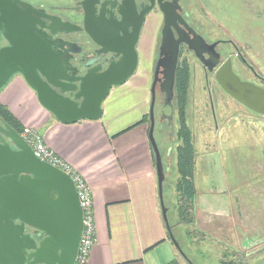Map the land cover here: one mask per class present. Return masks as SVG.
Returning <instances> with one entry per match:
<instances>
[{
    "label": "water",
    "instance_id": "1",
    "mask_svg": "<svg viewBox=\"0 0 264 264\" xmlns=\"http://www.w3.org/2000/svg\"><path fill=\"white\" fill-rule=\"evenodd\" d=\"M164 10L166 22L161 56L165 57H161L159 63L165 67L162 89L170 100L174 95L182 38L176 39L171 29L177 18L175 7L171 5ZM35 12L29 3L0 0V93L19 73L36 92L40 104L60 122L75 123L101 118L102 105L111 88L126 82L138 67L136 39L131 44V58L120 78L72 79L52 75L53 71H67L71 66L69 61L54 53L52 42L37 26L39 20L34 17ZM61 26V29H68L65 23ZM2 38L9 44L2 46ZM191 47L196 48L195 45ZM217 63L218 60L208 64L209 68ZM216 78L232 97L264 114V87L242 80L234 72L231 61L218 69ZM152 92L149 136L156 156L160 203L171 239L184 254L169 224L164 200L166 173L154 134L155 83ZM17 219L21 222L16 223ZM25 224L39 230V236H45L37 242L25 233ZM83 226V209L73 178L38 157L9 123L0 124V264H75Z\"/></svg>",
    "mask_w": 264,
    "mask_h": 264
},
{
    "label": "flooded vegetation",
    "instance_id": "2",
    "mask_svg": "<svg viewBox=\"0 0 264 264\" xmlns=\"http://www.w3.org/2000/svg\"><path fill=\"white\" fill-rule=\"evenodd\" d=\"M18 1L32 5L36 10L34 17L39 20L37 26L46 33L47 38L52 42L54 53L64 61H69L71 66L69 70H50L53 71L52 75H64L72 79L104 80L120 78L126 70L128 59L131 58V44L136 39L135 49L138 55V67L132 77L136 75L137 70L140 68L150 70L151 99L149 110L145 114L149 127L153 101L152 89L155 83L154 134L160 146L166 172L172 170L173 161L176 159L173 150L181 140L178 137L180 127L177 125L180 115V112L178 114L177 111H179L180 103H178L175 86L173 98L170 100H168L166 92L162 89V83L165 80V67L159 61L161 57H165V55L161 56L163 29L166 22L164 7H170L171 5L175 7L177 18L175 23L171 25V29L176 39L182 38L176 76L182 65L187 68L190 74V82L197 69L203 70L208 83L210 82V76L213 77L221 89L235 99L224 90L216 78L218 69L224 63L231 61L234 72L242 80L264 87V76L257 69L255 52L251 50V46L256 48V42L262 39V17L259 13L255 14V12H252V16H249L260 37L255 34L246 40L242 37L243 42L237 41L232 37L231 21L236 20L238 22L237 20L241 19V15H245L242 12H246V10L243 9L241 12L238 9L239 6L236 5L235 8L234 4L230 2H226L223 10L225 22L228 26L220 29L221 27L216 25L194 0ZM60 23L67 24L68 29H61ZM234 32L239 36L240 33L242 36H247L249 29L244 30V32L234 29ZM253 38L255 42L252 41ZM8 44L7 40L2 38L1 45ZM191 44L195 45L196 48H192ZM216 60H218V63L210 69L208 64H214ZM18 76L22 77L21 74L16 73L10 82ZM41 76L45 79L43 74ZM188 94H190V86ZM211 96L212 92L210 91ZM241 104L249 108L245 104ZM212 110L213 116L216 118L213 105ZM250 110L256 114L264 115L252 109ZM176 115L178 118L177 124L174 123ZM4 122L7 121L0 115V124ZM164 142L167 147L162 150L161 143ZM12 146L16 148L14 145ZM15 222L20 223L21 221L17 219ZM25 233L30 234L37 242L45 236L44 234L39 236L41 232L28 224H25Z\"/></svg>",
    "mask_w": 264,
    "mask_h": 264
},
{
    "label": "crops",
    "instance_id": "3",
    "mask_svg": "<svg viewBox=\"0 0 264 264\" xmlns=\"http://www.w3.org/2000/svg\"><path fill=\"white\" fill-rule=\"evenodd\" d=\"M133 77L125 83L128 93L121 92L128 97L125 111L105 109L97 120L75 123L60 122L20 76L0 93L22 125L38 129L88 183L97 227L88 264H170L178 258L163 218L149 123H138L149 110L150 77ZM196 189L195 213L230 215L226 189ZM263 252L242 254L237 264H264Z\"/></svg>",
    "mask_w": 264,
    "mask_h": 264
},
{
    "label": "rangeland",
    "instance_id": "4",
    "mask_svg": "<svg viewBox=\"0 0 264 264\" xmlns=\"http://www.w3.org/2000/svg\"><path fill=\"white\" fill-rule=\"evenodd\" d=\"M194 1L220 29L228 26L223 12L226 2L239 6L241 12L245 9L246 12H242L245 15H241L238 22L232 20L230 26L232 37L241 42L251 35L260 37L249 16L252 12L261 15L262 39L256 42V48L251 46V50L255 52L256 67L264 76V0ZM234 29L240 32L249 29V33L239 36ZM149 73V69L140 68L136 74L149 76ZM209 79L208 83L203 70L197 69L190 82L186 108L187 128L192 133L195 147V184L200 191L211 186L226 189L224 195L229 197L230 215L225 210L213 214L197 212L188 222L178 217L181 175L176 159L172 170H165L164 200L169 207L168 218L178 223L177 233L191 260L195 264H227L237 262L242 254L246 257V254L264 251L260 250L264 247V115L251 112L225 93L213 77ZM126 82L109 92L103 102L104 110L123 112L129 107L128 97L121 94L128 93L130 87ZM177 121L176 115L174 123ZM166 147L165 142L161 143L162 150ZM177 147L173 150L174 156L179 152ZM177 257L180 264H190L179 250Z\"/></svg>",
    "mask_w": 264,
    "mask_h": 264
},
{
    "label": "trees",
    "instance_id": "5",
    "mask_svg": "<svg viewBox=\"0 0 264 264\" xmlns=\"http://www.w3.org/2000/svg\"><path fill=\"white\" fill-rule=\"evenodd\" d=\"M190 86V74L185 66H181L176 76V93L178 98V103H180L179 108V138L181 142L178 145V151L176 160L178 162V171L180 173V179L178 180V186L180 190V202L178 205V217L184 222L191 220V215L194 216V202L196 199V184H195V147L194 139L191 131L187 128L186 119V108L188 105V90ZM0 115L11 124L18 132L23 130V125L20 120L0 102ZM147 121V116L145 115L138 123ZM165 197V188H164ZM166 204V203H165ZM167 206V205H166ZM169 208V207H168ZM169 214V211H168ZM169 216V215H168ZM179 219V220H180ZM169 224L171 226L172 232L180 244L182 252L187 256L189 262L195 264L189 255L184 251L182 240L178 235L176 230L177 222L172 221L169 218ZM186 233V232H185ZM170 264H180L178 259H174ZM237 264V262H234Z\"/></svg>",
    "mask_w": 264,
    "mask_h": 264
},
{
    "label": "built area",
    "instance_id": "6",
    "mask_svg": "<svg viewBox=\"0 0 264 264\" xmlns=\"http://www.w3.org/2000/svg\"><path fill=\"white\" fill-rule=\"evenodd\" d=\"M20 134L33 148L35 154L38 157L62 169L73 178L83 209L84 221L81 241L75 264H88L91 249L97 239L93 197L88 183L68 161L59 156L52 148L49 147L46 138L38 131V129L31 126H24Z\"/></svg>",
    "mask_w": 264,
    "mask_h": 264
}]
</instances>
